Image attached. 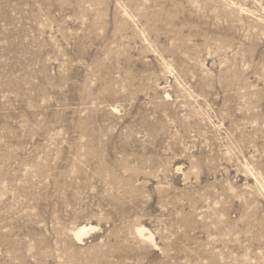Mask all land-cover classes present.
I'll return each mask as SVG.
<instances>
[{
    "label": "rangeland",
    "instance_id": "374dc122",
    "mask_svg": "<svg viewBox=\"0 0 264 264\" xmlns=\"http://www.w3.org/2000/svg\"><path fill=\"white\" fill-rule=\"evenodd\" d=\"M0 264H264V0H0Z\"/></svg>",
    "mask_w": 264,
    "mask_h": 264
}]
</instances>
